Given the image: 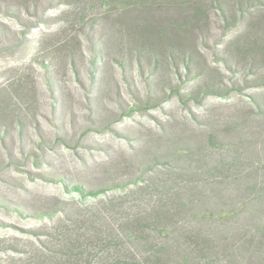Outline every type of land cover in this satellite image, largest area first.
<instances>
[{"label":"rangeland","instance_id":"1","mask_svg":"<svg viewBox=\"0 0 264 264\" xmlns=\"http://www.w3.org/2000/svg\"><path fill=\"white\" fill-rule=\"evenodd\" d=\"M189 1L0 0V264H147L151 245L161 264H264V208L243 198L244 174L208 173L262 154L264 89L247 87L249 55L234 50L263 33H223L212 11L190 70L160 60L155 79L134 55L140 27ZM211 75L239 92L193 102L161 85L185 95ZM155 211L173 239L135 225Z\"/></svg>","mask_w":264,"mask_h":264},{"label":"trees","instance_id":"2","mask_svg":"<svg viewBox=\"0 0 264 264\" xmlns=\"http://www.w3.org/2000/svg\"><path fill=\"white\" fill-rule=\"evenodd\" d=\"M165 1L170 2L174 0ZM182 5V9L178 15L172 18L169 23L165 25H144L138 29V37L133 39V51L137 61L143 65H152L150 74L154 75L155 79H157L156 75L160 60L163 62L168 61L172 64L178 58L183 62L184 66L190 70L188 62L189 56L185 58L184 53L186 52L189 55L193 54L194 50L197 52L195 41L199 40L201 43L203 35L209 33L211 29L209 13L212 11L218 12L221 23L220 27L223 33L225 32L228 34L229 32L238 31L245 23L253 33L262 32L264 34V0H190ZM177 6H179L178 3H176V7ZM250 9H254L252 19L244 22V17L251 14V12H249ZM263 34H261L260 37L256 34L258 41L253 43L252 46H240L238 50H234V52L236 51V55L238 54L240 56V54H242V57L246 56L247 53L249 55V58L246 60L250 61L249 67L254 72V76L245 81L247 87L264 89ZM228 58H230V56H226L225 59L230 62ZM120 64L124 66L123 62H120ZM161 68H164V66L161 65ZM175 72L174 70L173 73L175 74ZM221 84V81L211 75V77L200 81L197 86L183 95L179 92V88L176 84H172L171 82L164 84V82H161V85L168 87L170 94L177 95L180 99H185V101L193 102H199L202 98L208 96L224 98L232 91L239 92L241 88L235 80L232 81L230 87L223 88ZM259 156L260 157L256 159V166L252 168L248 164L238 163L235 165V162L238 161V158L235 157L231 162L228 160H226V162H224L225 160H218L215 165L208 170V173H210L211 177H217L221 174V171L228 173L235 168L236 176L244 174V176L241 177L245 182L242 191L243 198H248L250 201L249 203H253L252 207H257V209L260 210L264 208V148H262V154H259ZM71 190L86 196H95L99 193L97 191L85 192L81 187L75 185L71 186ZM173 198L179 200L177 196ZM205 213L208 214L209 212L204 211V213L200 214L204 215ZM220 213L226 214L224 211H220ZM166 214L165 211L162 215L160 212L158 213L155 211L147 218H138V220L135 221V225L145 230L147 235L152 234L155 235L156 238L168 241L172 238L174 231L170 228L171 218ZM189 239L190 237L184 236V241L181 245L190 247L192 243ZM199 239L201 241V244H199L201 249H207V240L204 237H200ZM173 243L180 244L179 242ZM178 248L180 249L181 246L179 245ZM162 250V246L159 248L151 245L149 251L151 259L147 261V264H161L157 256ZM187 251L188 250L183 249L180 253H183L185 257H189L190 252Z\"/></svg>","mask_w":264,"mask_h":264}]
</instances>
